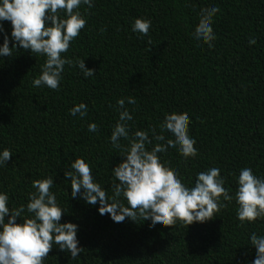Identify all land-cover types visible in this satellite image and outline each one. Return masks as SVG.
<instances>
[{"label":"trees","instance_id":"16d2710c","mask_svg":"<svg viewBox=\"0 0 264 264\" xmlns=\"http://www.w3.org/2000/svg\"><path fill=\"white\" fill-rule=\"evenodd\" d=\"M213 5L220 9L213 18L214 46L197 47L200 10ZM137 16L151 18L152 45L131 31ZM86 20L67 55L84 57L96 70L93 77L65 65L58 90L34 88L42 56L18 46L14 56L0 58V148L13 151L0 167V189L16 206L26 202L32 179L54 174L53 191L68 208L61 222L78 224L83 247L76 258L53 247L44 264H248L255 253L248 234L264 233V219L241 224L234 202L187 226L152 228L127 217L114 222L98 204L69 196L64 169L74 154L87 156L99 182L110 187V168L122 157L107 139L117 119L109 104L133 96L136 105L125 101L129 110L136 108L130 132L159 131L165 112L190 116L198 156L185 160L174 150L163 156L186 180L210 166L220 167L233 189L232 173L243 166L264 176V0H94ZM3 26L10 33V22ZM249 37L256 43L249 45ZM81 101L88 116H71L68 109ZM89 121L98 133L87 130Z\"/></svg>","mask_w":264,"mask_h":264},{"label":"clouds","instance_id":"9594fccd","mask_svg":"<svg viewBox=\"0 0 264 264\" xmlns=\"http://www.w3.org/2000/svg\"><path fill=\"white\" fill-rule=\"evenodd\" d=\"M93 4L94 0H0L3 36L0 58L14 56L13 49L18 50V46L31 55L42 56L39 74L31 80L34 88L58 90L65 65L79 69L85 78L93 77L96 70L85 66L84 57L67 55L70 43L85 28L87 11ZM85 5L87 8L82 11ZM219 11L218 5L200 10L193 32L197 47L214 46L213 18ZM4 21L10 22V33L4 29ZM151 27L152 20L146 16H137L130 24L133 33L147 38V45H152ZM248 43L255 44V37H249ZM125 101L136 105L133 96L118 97L115 105L109 104L117 119L107 139L113 148L120 150L118 154L122 157L110 168L111 194L97 179L89 157L74 154L64 169L72 199L98 204L99 213L107 212L114 222L127 217L133 222H150L152 228L203 223L225 208V202L235 203V215L241 224L264 219V176L243 166L238 174L232 173L233 189L225 186L221 168L210 166L186 180L163 156L172 150L185 160L198 156L196 139L189 132L190 116L175 110L165 112L157 125L159 131L149 127L130 132L129 122L133 121L136 108L129 110ZM68 112L85 118L88 105L81 101ZM87 130L98 133L100 129L95 121H89ZM121 139L127 143L122 145ZM12 153L8 147L0 148V167L6 166ZM53 177L54 174H45L32 179L26 202L16 206L10 200V193L0 189V264H44L53 247L66 251L72 258L83 251L77 237L78 224L61 222L62 213H68V208L53 191ZM247 245L255 249L248 264H264V233L250 232Z\"/></svg>","mask_w":264,"mask_h":264}]
</instances>
